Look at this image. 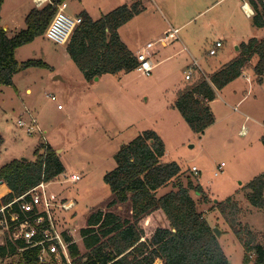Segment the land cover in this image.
Masks as SVG:
<instances>
[{"label": "rangeland", "instance_id": "rangeland-1", "mask_svg": "<svg viewBox=\"0 0 264 264\" xmlns=\"http://www.w3.org/2000/svg\"><path fill=\"white\" fill-rule=\"evenodd\" d=\"M65 1L67 15L73 17L86 11L93 19L119 5L139 1L142 11L126 22L122 31L129 32L138 43L156 42L155 48L160 47L157 40L165 31L156 38L158 30L166 26L179 30L177 39L183 35L195 41L196 50L200 47L202 53H208V48L220 40L222 45L216 55L225 47L235 48L232 39H223L221 35L231 37L237 33L245 38L249 33L264 32V29L253 27L251 18L241 10L239 0ZM21 2L23 5L16 11L15 22L25 27L24 15L32 5L31 0H4L1 9L3 14L9 15ZM200 34L201 40L197 42L194 37ZM174 45L177 47L176 43ZM16 57L42 59L50 66L20 68L12 76V85L0 87V131L4 138L0 144V166L15 158L32 159L33 149L40 142L37 132L27 131L26 106L40 127L45 128L43 135L49 144L55 150L56 147L64 149L61 157L67 173L76 170L81 175L76 182H53L47 188L52 194L60 192L57 197L72 198L76 202L72 210L60 212L59 222L72 231L78 244L79 230L85 226L88 215L97 208L106 209L112 198L103 175L115 166L113 155L121 144L145 129L154 130L165 143L163 161H176L184 175L193 177L194 183L198 175L203 192L190 191V194L196 201V209L212 228L219 229L218 241L229 264H242L245 253L233 227L240 229L243 237L244 228H249L255 242L264 244V206L258 208L249 203L246 197L249 189L244 184L254 176L264 175V144L257 136L264 132V126L255 125L250 118L240 127L241 106L233 110L216 99L214 107H219L220 112L215 122L201 135L192 132L179 111L170 104L176 97L174 85L179 79L184 82L183 88L206 78L203 73L193 71L191 78L184 79L186 60L190 61L186 68H192L187 52L158 65L149 75L135 69L123 77L106 75L99 81L94 77L90 86L80 82L79 68L71 59H64L61 45L44 36L17 48ZM59 75L64 81L55 78ZM27 86L31 93H25ZM19 120L25 124L19 125ZM245 125L246 132L239 133ZM220 162L223 165L218 168ZM192 166L198 171H193ZM184 175L181 179L185 183ZM172 188L171 184L160 188L157 196ZM227 197L232 198L237 209L227 208L222 213L215 204ZM112 209L124 216L130 215L127 203ZM146 228L151 229L150 226ZM249 254L253 260L252 251ZM15 260L16 256L0 258V264H14Z\"/></svg>", "mask_w": 264, "mask_h": 264}, {"label": "trees", "instance_id": "trees-1", "mask_svg": "<svg viewBox=\"0 0 264 264\" xmlns=\"http://www.w3.org/2000/svg\"><path fill=\"white\" fill-rule=\"evenodd\" d=\"M64 1L49 0L41 7H32L25 16V27L12 36L0 24V87L12 85L18 65L48 67L41 59L18 62L15 50L43 35L57 4ZM242 1L252 9V24L264 26V0ZM2 3L0 0V10ZM141 10L139 1H134L119 5L97 19L86 11L79 13L81 22L72 32L66 52L86 80L137 67L138 60L120 39L118 28ZM253 56L257 57L253 73L260 82L264 75V37H250L239 44L238 55L212 72L208 79L196 80L177 92L171 105L192 132L201 135L214 123L209 102L217 90L241 74ZM2 141L0 136V144ZM261 141L264 144V135ZM164 154L165 144L152 129L142 130L121 144L113 155L115 166L103 175L112 198L106 209L97 208L88 215L85 226L79 230L80 244L69 245L72 264H229L212 226L196 209V201L190 194V191L203 192L198 175L194 183L193 177L184 175L176 161H163ZM63 171L56 150L48 142L45 145L39 142L32 159L15 158L0 166V205L21 195L42 178L49 181ZM168 184L173 188L157 196V191ZM245 186L249 189L246 194L249 203L258 208L264 206V175L254 176ZM126 203L129 216L112 209ZM215 206L222 213L227 208L237 209L231 197ZM232 230L245 250L242 264L250 261L264 264V244L255 242L253 232L244 228L243 237L240 229ZM64 237L70 238L67 233ZM24 246L20 238L14 243L5 238L0 244V258L16 256L14 264H37L38 248L18 251Z\"/></svg>", "mask_w": 264, "mask_h": 264}, {"label": "built area", "instance_id": "built-area-1", "mask_svg": "<svg viewBox=\"0 0 264 264\" xmlns=\"http://www.w3.org/2000/svg\"><path fill=\"white\" fill-rule=\"evenodd\" d=\"M47 2L49 0H36L38 5ZM65 6L66 1L57 4L56 11L43 33L46 39L60 45L67 44L75 27L81 22L79 15L73 17L67 15L64 12ZM177 31V28L172 30L167 28L157 42L162 46L171 43L177 39ZM155 45L156 42L148 41L134 54L138 60L135 69L142 74L149 75L153 70L154 64L150 59L149 49ZM221 45L222 42L217 40L208 50V54L214 55ZM191 66L192 68H187L184 71L185 79L191 78L192 72L196 71L195 60L192 61ZM197 71L202 73L200 69ZM246 79L249 81L248 77ZM50 97L55 99L54 95H50ZM28 117L27 131L37 132L41 136V138L39 137L40 142L45 145L48 142L43 135L45 131L37 123V119L32 113L28 112ZM18 124L24 125L25 122L19 120ZM222 165L223 162L219 164L218 168H221ZM191 169L197 170L195 166H192ZM58 176L49 181L42 178L21 195L0 205V244L5 242V238L13 243L17 238L22 239L25 246L18 248V251L32 247L38 248L37 264H72L69 245L76 243L77 240L73 238L72 231L63 227L59 222V214L72 210L76 203L72 198L57 197L60 192L52 194L47 188L53 182H76L80 180L81 175L79 172L72 171L62 172ZM64 233H67L70 238L66 239Z\"/></svg>", "mask_w": 264, "mask_h": 264}, {"label": "crops", "instance_id": "crops-1", "mask_svg": "<svg viewBox=\"0 0 264 264\" xmlns=\"http://www.w3.org/2000/svg\"><path fill=\"white\" fill-rule=\"evenodd\" d=\"M239 1H240L239 2V6H240L241 10L244 12L245 16L251 18L252 9H251L250 5L247 2H243L242 0H239ZM3 3H4V0H3ZM31 3H32L31 7H28L29 10L32 7H41L42 5H44V4H40V5L36 4V0H31ZM22 5H23V2L15 5L14 6L15 9H13L9 13V15L8 14H3L2 13V9L0 10V24H1L2 28L4 29V31L6 32V34L8 36H12L15 32H17L20 29L24 28V27H22V25L20 23L16 24V22H15L16 11ZM245 5H247L249 10L246 9ZM24 16H26V13H25ZM24 19H25V17H24ZM124 25H125V23L118 28L119 37L122 40V42L127 46V48L133 54H135L138 50H140L142 48V46L144 44L143 43H138L137 41H134L129 32L124 33L122 31ZM253 27H257V26H253ZM167 28H168V26L164 27L163 29L160 28L158 30L156 38L161 36L163 31L166 30ZM178 28L180 29L181 25L178 26ZM257 28L264 29V26L257 27ZM235 29H237V28H235ZM178 32H179V30L177 31V33ZM253 34L254 33H249L248 35H246L245 38L242 35L239 36L237 33L235 35L231 36V37L229 35H221L220 37H223V39H225V38H228L230 40L232 39V41H233L232 44H233V46L235 48L225 47L222 50H220L218 55H216V53L214 55H209L207 52L206 53H202L200 47L196 50L197 43L195 41H193V42L189 41V39L187 40L186 36L183 37V35H182L180 38L178 37V39L172 41L171 43H169V44H167L165 46L160 45V47H157V48H155V46L150 48L149 49V53L151 54L150 59H151L152 63L154 64V67H153V69H154L155 67H157L158 65H160L162 63H165L166 61L174 59L176 56L180 55L182 52H187L188 55H189V58H191V61L195 60L196 63H197L196 71H194V72H197V69H200L201 72L204 75H206V78H208L209 75L212 72H214L219 67H221L222 65H224L225 63H227L228 61H230L231 59H233L234 57H236L238 55V53H239V44L242 41H246L250 37H256L258 39L264 37V32H262L260 34H257V33L254 34V35ZM42 36L43 35L38 36L36 38H39V37H42ZM201 36H202L201 34L200 35H195L194 38L198 42V41L201 40ZM220 37H219V39H220ZM175 43H176L177 47H175V45H174ZM236 46H238V49H236ZM61 47H62V50H63V55L65 57L64 59H67V58L70 59L68 53L66 52V44H62ZM210 48L211 47H209L208 49H210ZM16 51H17V49L15 50V58H16V60L18 62L25 61L23 59H18L16 57ZM256 61H257V57L253 56L246 63V65L242 69L241 74L238 77H236L234 80L230 81L224 87H222L221 89L216 91V96L214 97L213 100H211L209 102L210 109H211V111H212V113L214 115V122L217 119V117H216L217 115L216 114H219V112H220L219 107H218V109H216V107H214V101L216 99H220L230 109L233 108V110H237L238 105L241 106L240 113L242 115V122H241L240 127H242L244 125L243 123H244V121L246 119H250V118H252L254 120L255 125H260L261 124L262 126H264V75H262V79H261L260 82H258L256 80V76L253 73V65L255 64ZM44 62L48 66H50L49 65L50 63H48L47 61H44ZM189 62H190L189 60H186V65L183 68V72L187 69L186 67L188 66ZM179 64H181V63H179ZM78 71H80V72H77V75L79 74L80 82L81 83H86L87 86H90L91 85L90 84L91 80H86L84 75H83V72L80 69ZM125 73H127V72H119V73H116V74H102V75L98 76L97 79H95V80L99 81L102 77H104L106 75H109V76H112V77H116V78H117V76L123 77ZM15 74L16 73H14L13 76ZM59 76H56L55 78L61 79L62 81H64V77L62 78V75H59ZM246 77L249 78V81H247ZM12 84H13V80H12ZM183 84H184V82H182V80L179 79L178 83L174 85L175 86V88H174L175 96H176L177 92L182 88ZM25 93H31V89L28 86L25 87ZM170 104H172V103H170ZM248 104H249V106H248ZM217 110H219V111H217ZM24 111H25L27 116H28V112L32 113V111L29 108H27L26 106L24 108ZM28 119H29V117L27 118V120ZM42 129L45 131V128H42ZM246 130H247V126L245 125L244 126V130L240 131V129H239L238 132L244 134L246 132ZM262 135H264V132H261L260 135H257L260 140H261ZM0 136L2 137V139L4 141V138H3V135H2L1 131H0ZM3 141H2V143H3ZM2 143H1V145H2ZM63 150L64 149L62 147H60V148L56 147V152L58 153L59 159H60V161H61V163H62V165L64 167V171L63 172L67 173V171L65 169L64 162H63L62 157H61V153L63 152ZM165 152H166V146H165ZM72 171H76V170H72ZM76 172H78V171H76ZM216 175H217V173H216ZM248 181L249 180H247L246 183ZM246 183H244V184H246ZM241 185H242V183H241ZM239 188L236 190V194H237ZM7 189H8L7 190V192H8L9 188L7 187Z\"/></svg>", "mask_w": 264, "mask_h": 264}, {"label": "water", "instance_id": "water-1", "mask_svg": "<svg viewBox=\"0 0 264 264\" xmlns=\"http://www.w3.org/2000/svg\"><path fill=\"white\" fill-rule=\"evenodd\" d=\"M236 49H238V46H236ZM21 68V65H18V69H20ZM95 79H97V77H95ZM0 183H2V180H0ZM213 231H214V234L216 235V236H218L219 235V229L218 228H216V227H214L213 228Z\"/></svg>", "mask_w": 264, "mask_h": 264}, {"label": "bare ground", "instance_id": "bare-ground-1", "mask_svg": "<svg viewBox=\"0 0 264 264\" xmlns=\"http://www.w3.org/2000/svg\"><path fill=\"white\" fill-rule=\"evenodd\" d=\"M245 6H246V9L249 10L248 7H247V5H245Z\"/></svg>", "mask_w": 264, "mask_h": 264}]
</instances>
